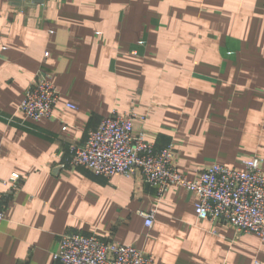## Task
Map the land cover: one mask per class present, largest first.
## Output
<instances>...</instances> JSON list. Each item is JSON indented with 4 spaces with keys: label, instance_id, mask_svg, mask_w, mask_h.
Returning a JSON list of instances; mask_svg holds the SVG:
<instances>
[{
    "label": "crops",
    "instance_id": "0c3cea01",
    "mask_svg": "<svg viewBox=\"0 0 264 264\" xmlns=\"http://www.w3.org/2000/svg\"><path fill=\"white\" fill-rule=\"evenodd\" d=\"M39 2L0 0V180L24 177L4 201L0 264H61L62 236L79 233L135 244L154 264H264L260 236L200 218L185 186L58 168L105 118L130 112L146 116L136 132L175 146L189 178L215 161H264V0ZM40 69L59 99L34 122L20 105ZM152 209L147 228L140 212Z\"/></svg>",
    "mask_w": 264,
    "mask_h": 264
},
{
    "label": "built area",
    "instance_id": "2783aa9c",
    "mask_svg": "<svg viewBox=\"0 0 264 264\" xmlns=\"http://www.w3.org/2000/svg\"><path fill=\"white\" fill-rule=\"evenodd\" d=\"M21 7L38 6L39 0H13ZM136 53V51L134 52ZM59 91L51 70L40 69L25 91L20 111L27 120L40 122L53 115ZM69 107L75 108L70 104ZM146 116L130 112L112 114L97 130L87 133L83 145H72L70 156L58 168H86L97 175L126 178L142 175L160 193L173 185L185 186L197 196L195 211L202 219L235 229L236 237L254 233L264 242V161L258 157L240 160L231 167L219 162L201 168L196 178L178 171L175 146L157 147L144 132L135 131V121ZM2 146L0 144V152ZM0 192V223L6 218L5 200L23 185L24 177L13 173ZM147 228H152L156 210L141 211ZM61 264H154L153 258L135 244L102 240L84 234L64 235L54 253Z\"/></svg>",
    "mask_w": 264,
    "mask_h": 264
},
{
    "label": "rangeland",
    "instance_id": "374dc122",
    "mask_svg": "<svg viewBox=\"0 0 264 264\" xmlns=\"http://www.w3.org/2000/svg\"><path fill=\"white\" fill-rule=\"evenodd\" d=\"M145 9L148 8V6H144ZM153 8L155 9L156 12L160 11L161 13L163 14H170L171 12H178L180 14L183 13V6H153ZM159 8H161V10H159ZM171 32V31H170ZM171 39H173V41L175 42L177 39L179 40V36H173V37H170Z\"/></svg>",
    "mask_w": 264,
    "mask_h": 264
}]
</instances>
